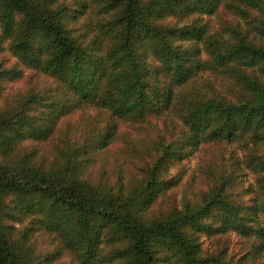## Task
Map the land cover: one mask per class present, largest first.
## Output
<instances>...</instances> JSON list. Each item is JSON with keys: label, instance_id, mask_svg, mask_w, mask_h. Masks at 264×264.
Returning <instances> with one entry per match:
<instances>
[{"label": "trees", "instance_id": "obj_1", "mask_svg": "<svg viewBox=\"0 0 264 264\" xmlns=\"http://www.w3.org/2000/svg\"><path fill=\"white\" fill-rule=\"evenodd\" d=\"M0 58V264H264V0H0Z\"/></svg>", "mask_w": 264, "mask_h": 264}, {"label": "rangeland", "instance_id": "obj_2", "mask_svg": "<svg viewBox=\"0 0 264 264\" xmlns=\"http://www.w3.org/2000/svg\"><path fill=\"white\" fill-rule=\"evenodd\" d=\"M0 62H3L2 61V58H0ZM18 86H19V84H18ZM189 163H190V166L192 167V168H195L196 167V165H197V160H196V156H194V157H192L190 160H189ZM240 178L243 180H245L246 182L245 183H247V178H251L250 177V174H247V175H240Z\"/></svg>", "mask_w": 264, "mask_h": 264}]
</instances>
